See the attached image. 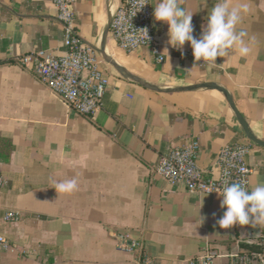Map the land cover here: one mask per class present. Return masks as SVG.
<instances>
[{"label":"crops","instance_id":"crops-1","mask_svg":"<svg viewBox=\"0 0 264 264\" xmlns=\"http://www.w3.org/2000/svg\"><path fill=\"white\" fill-rule=\"evenodd\" d=\"M150 1L163 64L149 49L126 53L107 33L123 0L77 1V33L109 79L101 110L84 117L33 73L37 52H65L52 0H0V176L8 183L0 235L10 244L0 264H136L141 255L152 264H191L207 244L226 254L240 240L258 241L253 227L219 226V196L170 185L154 169L171 149L199 141L200 168L218 176L220 151L243 143L251 145L250 187L264 184V0H250L240 25L252 52L211 68L197 65L190 44H168L169 26L155 20L157 0ZM215 3L183 0L195 37ZM229 98L261 145L247 137ZM71 177L79 190L58 194L52 181ZM9 211L23 220L5 223ZM122 241L142 251H121Z\"/></svg>","mask_w":264,"mask_h":264},{"label":"built area","instance_id":"built-area-1","mask_svg":"<svg viewBox=\"0 0 264 264\" xmlns=\"http://www.w3.org/2000/svg\"><path fill=\"white\" fill-rule=\"evenodd\" d=\"M78 0H52L57 19L65 30L64 49L61 56L46 51L34 54L33 73L35 76L74 112L84 117H94L102 108L109 79L101 67L97 50L85 42L77 33L75 6ZM150 4L146 5L134 17L138 9L134 0H123L113 13L110 21V33L117 46L128 54L149 49L157 62L165 63L161 53V43L154 34L153 13ZM148 30L149 40L142 32ZM30 57L20 60L28 63ZM201 144L199 141L171 149L164 155L154 169V174L170 185L184 184L188 191L200 195L219 196L214 192L228 183L242 182L250 187L253 169L248 163L250 144L234 143L226 145L218 154L216 166L218 176L207 177L199 166ZM7 181L0 176V190L7 187ZM23 220L17 211H9L4 216L7 224ZM249 227H252L249 225ZM254 228V227H253ZM258 241L240 240L237 251L223 254L214 244H207L204 250L191 264H264V228L255 227ZM240 245L259 246L262 252L241 249ZM118 248L128 253H140L142 245L136 241H122ZM10 249L9 241L0 235V254ZM136 264H152L148 257L139 256Z\"/></svg>","mask_w":264,"mask_h":264},{"label":"clouds","instance_id":"clouds-1","mask_svg":"<svg viewBox=\"0 0 264 264\" xmlns=\"http://www.w3.org/2000/svg\"><path fill=\"white\" fill-rule=\"evenodd\" d=\"M182 3L183 0H157L153 6L154 18L169 26L168 44L173 48L182 50L185 44H190L197 65L203 61L211 68L217 65L218 58H223V64H226L233 56L246 57L252 52L253 38L240 28L252 10L250 0L235 3L233 0H216L208 12L206 24L201 26L199 38L194 36V13L182 7ZM148 4V0H134V7L138 9L133 13L134 17ZM137 32L144 33L149 40L146 28ZM52 183L58 194L70 195L79 190L76 177L53 180ZM214 192L221 198L220 206L224 210L218 220L221 228L229 229L235 225L264 228V184L249 187L242 182L225 181Z\"/></svg>","mask_w":264,"mask_h":264},{"label":"water","instance_id":"water-1","mask_svg":"<svg viewBox=\"0 0 264 264\" xmlns=\"http://www.w3.org/2000/svg\"><path fill=\"white\" fill-rule=\"evenodd\" d=\"M109 27H110V25H109ZM109 31H110V29H108L107 33H109ZM229 102L231 103V105H232V107H233V110H234V112L236 113V115H237V117H238V119H239V121H240V123H241V125H242V127H243V129H244V131H245V134L247 135V137H248L252 142H254V143L256 142V143H258V144L261 145L262 143H260L259 141H257V140L255 139V137L253 136V134L250 132L247 123L245 122V120L243 119V117L241 116V114L238 112L237 108L235 107V105L233 104V102H232V100H231L230 98H229Z\"/></svg>","mask_w":264,"mask_h":264},{"label":"trees","instance_id":"trees-1","mask_svg":"<svg viewBox=\"0 0 264 264\" xmlns=\"http://www.w3.org/2000/svg\"><path fill=\"white\" fill-rule=\"evenodd\" d=\"M244 249H249V250H253V251H258V252H262V248L255 245V246H247V245H243Z\"/></svg>","mask_w":264,"mask_h":264}]
</instances>
